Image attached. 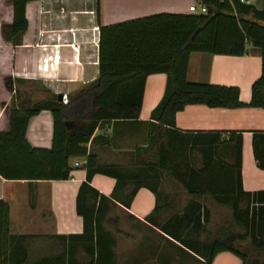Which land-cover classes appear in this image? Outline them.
Returning a JSON list of instances; mask_svg holds the SVG:
<instances>
[{
    "label": "crops",
    "instance_id": "1",
    "mask_svg": "<svg viewBox=\"0 0 264 264\" xmlns=\"http://www.w3.org/2000/svg\"><path fill=\"white\" fill-rule=\"evenodd\" d=\"M198 4L196 0H33L25 5L27 28L21 44L12 45L1 35V26L12 21V7L8 0H0V12L5 11L4 16L0 13V131L8 130V109L17 93L20 96L14 99L17 102L29 100L28 96L34 91L41 92V101L52 95L57 98L61 95L67 100L69 95L98 78L99 25L158 13L190 14L194 12L189 8ZM248 4L264 10V0H252ZM260 72L259 52L247 44L241 56L191 53L186 80L237 87L239 101L248 104L251 84ZM165 85L164 73L147 76L137 121L120 124L109 144L97 138L91 146L87 145L97 156L98 163L136 164L138 168L153 165L159 175L162 197L181 203L195 198L208 206L211 221L214 216L211 206L215 210L225 209L224 217H230V209L218 204L226 189L234 193L239 190L257 193L256 197L263 198L264 194L258 192L264 191V170L257 167L251 140L253 133L264 132V109L187 105L176 113L173 129L158 130L153 126L157 122L151 119V113L161 101ZM52 127L53 119L48 110L33 116L25 134L28 143L33 147L50 148ZM111 129L110 126L97 130L94 136H109ZM230 132L242 135L239 176L231 167V152L222 144ZM85 161V157L70 158L73 170L65 181L29 184L0 176V199L9 205L11 233L34 236L27 241V247L29 254L30 245L41 244L42 253L37 259L53 257L63 250L58 236L82 232L75 199L80 184L85 181ZM195 171L206 174L198 179ZM114 184L112 177L101 174L94 175L90 182L107 197ZM17 185L25 186L26 190L21 193L22 208L13 215L12 203H18L20 196ZM189 186L201 187L204 191L190 193ZM154 205L155 196L146 188L137 191L129 208L118 202L111 204L105 227L114 235L117 264H190L187 262L193 260L202 264L201 258L147 221ZM124 222L127 226L121 227ZM247 242L240 243L243 246ZM180 252L182 257H179ZM29 259L37 260L31 259L30 254ZM211 264H241V261L230 252H220Z\"/></svg>",
    "mask_w": 264,
    "mask_h": 264
},
{
    "label": "trees",
    "instance_id": "2",
    "mask_svg": "<svg viewBox=\"0 0 264 264\" xmlns=\"http://www.w3.org/2000/svg\"><path fill=\"white\" fill-rule=\"evenodd\" d=\"M29 1L33 0H8L12 21L1 26L4 41L21 44L27 28L25 5ZM196 1L205 7L204 14L158 13L99 25V76L69 95L66 103L56 95L34 103L28 99L17 102L14 99L18 93L13 97L8 109V130L0 131V176L29 184L65 181L73 170L70 158L85 157V181L75 199L83 229L80 234L57 237L63 246L59 254L30 261L27 241L34 236L11 233L9 205L0 199V264H117L114 235L105 227L107 214L115 202L129 208L141 188L155 196L147 221L201 258L202 264H211L220 252L232 253L241 264H264V197L226 189L218 204L230 209V217L220 225H212L210 209L204 203L195 198L184 203L169 202L162 197L153 165H101L87 147L97 138L104 144L111 143L120 124L137 121L145 80L151 74L166 75L163 97L151 113V119L157 122L153 126L158 130L173 129L176 113L187 105L264 109V10L239 0ZM247 44L258 50L261 61V72L251 84L248 104L239 101L237 87L186 80L191 53L241 56ZM43 110H48L53 119L50 148L33 147L25 137L30 118ZM110 126L109 136H94L95 131ZM223 143L225 150L231 152V167L239 176L242 135L230 132ZM251 146L257 167L264 170V132L252 134ZM96 174L115 180L109 197L90 185ZM194 174L202 179L206 173ZM187 190L198 194L204 191L190 186ZM244 241L248 242L242 246L240 242Z\"/></svg>",
    "mask_w": 264,
    "mask_h": 264
},
{
    "label": "rangeland",
    "instance_id": "3",
    "mask_svg": "<svg viewBox=\"0 0 264 264\" xmlns=\"http://www.w3.org/2000/svg\"><path fill=\"white\" fill-rule=\"evenodd\" d=\"M1 13V15H3L4 16V14H5V11L3 10L2 12H0ZM5 81H6V79H5ZM22 97H25V96H23L22 95ZM28 97H30L29 98V100L31 101V102H39V101H41V98H42V95H41V92H36V91H34V92H32L31 93V95H29ZM20 99V96H18L17 97V99ZM73 161H75V160H72V162ZM18 186V194H20V196H19V201H18V203H16V202H13L12 203V211H13V215H15V213H14V211H16V210H18V209H20V208H22L21 206H22V204H23V202H21L22 200H24V198L23 197H21L22 196V194L21 193H25V186H23V185H17ZM211 209H212V211H213V214H214V216H213V218H212V222H213V224H218V225H220V224H222V222L225 220V219H227L228 217H224L225 215H226V210L225 209H219V210H215V209H213L212 208V206H211ZM16 219V218H15ZM126 221V220H125ZM127 222V221H126ZM126 222H124V224H122L121 225V227H123V226H127L126 224ZM126 223V224H125ZM35 242V241H34ZM37 242H39V241H37ZM36 244V243H35ZM30 250H29V254H30V258L31 259H37V257H39V256H41V253H42V249H41V244L39 243V245L37 246V245H30V248H29ZM179 257H182V253L180 252L179 253ZM188 259H191V260H193L191 257H187ZM30 260V259H29ZM187 263H190V264H199L198 262H195V260H193V262H187Z\"/></svg>",
    "mask_w": 264,
    "mask_h": 264
},
{
    "label": "built area",
    "instance_id": "4",
    "mask_svg": "<svg viewBox=\"0 0 264 264\" xmlns=\"http://www.w3.org/2000/svg\"><path fill=\"white\" fill-rule=\"evenodd\" d=\"M250 1H252V0H240V2H243L245 4H248ZM189 9H190L191 12H194V13L204 14L206 12L205 7L202 4H200V3L197 5V7L191 6ZM62 102L66 103L67 100L62 97Z\"/></svg>",
    "mask_w": 264,
    "mask_h": 264
},
{
    "label": "water",
    "instance_id": "5",
    "mask_svg": "<svg viewBox=\"0 0 264 264\" xmlns=\"http://www.w3.org/2000/svg\"><path fill=\"white\" fill-rule=\"evenodd\" d=\"M58 100L61 101L62 100V96L58 95Z\"/></svg>",
    "mask_w": 264,
    "mask_h": 264
}]
</instances>
